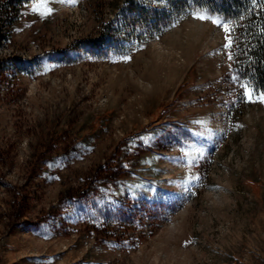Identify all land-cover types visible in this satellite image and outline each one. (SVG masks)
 <instances>
[{
    "label": "rangeland",
    "instance_id": "374dc122",
    "mask_svg": "<svg viewBox=\"0 0 264 264\" xmlns=\"http://www.w3.org/2000/svg\"><path fill=\"white\" fill-rule=\"evenodd\" d=\"M127 2L0 25V264H264V87L211 1Z\"/></svg>",
    "mask_w": 264,
    "mask_h": 264
},
{
    "label": "trees",
    "instance_id": "16d2710c",
    "mask_svg": "<svg viewBox=\"0 0 264 264\" xmlns=\"http://www.w3.org/2000/svg\"><path fill=\"white\" fill-rule=\"evenodd\" d=\"M16 0H0V25L15 14ZM128 1V10L140 11L145 0ZM219 6L231 25L233 65L254 84L264 87V0H209ZM264 89V88H263Z\"/></svg>",
    "mask_w": 264,
    "mask_h": 264
},
{
    "label": "snow or ice",
    "instance_id": "6c2138e0",
    "mask_svg": "<svg viewBox=\"0 0 264 264\" xmlns=\"http://www.w3.org/2000/svg\"><path fill=\"white\" fill-rule=\"evenodd\" d=\"M197 18L200 19V20H207L209 19L208 16L206 15H197ZM213 23H216V24H220L221 22L219 20H214ZM223 28L225 30L226 33H228V35L226 36V41L227 43L224 45V47L226 49H231L233 47V44H234V40H233V36H232V29L229 28L228 24L227 23H224L223 24ZM228 58L231 60L233 57L231 55V52L228 53ZM245 88H247V85H244ZM247 98L249 101H252V92L251 90L248 91L247 93ZM258 98L259 100H261L262 102H264V93H259L258 95Z\"/></svg>",
    "mask_w": 264,
    "mask_h": 264
}]
</instances>
